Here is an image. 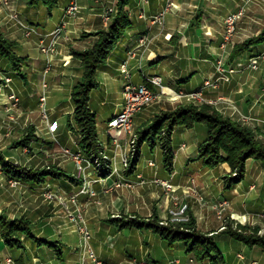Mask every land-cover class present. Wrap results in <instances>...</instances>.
<instances>
[{"label":"crops","instance_id":"0c3cea01","mask_svg":"<svg viewBox=\"0 0 264 264\" xmlns=\"http://www.w3.org/2000/svg\"><path fill=\"white\" fill-rule=\"evenodd\" d=\"M7 1L8 6L0 5V31L13 43L12 51L25 59V63L17 71L8 59L0 58V153L6 161L25 169H42L53 163L73 177L76 174L74 163L68 156L59 154L62 148L75 151L71 127L73 108L67 103L58 107L53 116L45 110L48 117L45 120L39 99L43 93L46 96L47 89L54 87L58 92H70L67 101L72 103L74 82L83 74V67L73 57V51L93 46L96 36L84 33L104 30L103 12L110 6L116 7L119 0H75L79 13L66 19L65 10L71 0H56L53 7L42 4L29 6L26 0ZM125 1L131 25L106 62L98 67L97 86L89 98V106L95 115V103L98 111L102 112L103 118L97 123L103 140L107 142V122L122 109V89L126 82L143 84L152 91H158L150 78L159 77L163 86L175 92L198 90L212 74L213 63L221 51L225 17L243 5L246 11L257 6L253 0H245L248 2L241 6L239 3L244 0ZM167 1L172 3V7L165 14L163 24H153L152 18L163 10ZM263 8L264 0L260 9ZM28 28L34 30L30 36H26ZM141 39L145 41L143 46L140 45ZM241 42L243 39L238 43ZM42 47L52 48L53 60H49L50 53L42 52ZM130 51H134L133 57H129ZM263 51L264 43L250 47L237 58L247 61ZM12 94L16 102L10 99ZM206 96L208 99L221 96L228 100L231 106L222 110L226 115L232 114L234 107L238 114L250 115L260 123L264 119V66L254 73L246 70L234 75L230 84L207 92ZM59 115L66 117L65 123H60ZM53 121H57L58 127L52 134L48 126ZM28 128L33 129L34 138L26 147L15 146ZM196 128L197 125L191 129L175 128L172 141L177 130H180V135L186 136ZM260 130L257 129L259 135L262 133ZM200 142H193L196 145L194 152L182 155L185 162L182 168L176 167L175 157L173 175L162 170V166H159V173L154 174L149 161L159 164L162 159L147 147L148 156H144L139 168L125 174V180L137 183L141 176L148 181L157 176L181 187L189 178L196 176L207 203L205 207L197 203L191 207L201 229L209 231L215 227L217 223L210 204L222 201L230 204L229 214L261 225L264 217V168L260 161L249 159L244 178L225 190L222 182L224 173L228 172L225 165L211 169L201 161H192ZM53 151H58V155L51 161L55 156ZM89 174L95 198L80 193L81 179L78 181L75 178L78 182L51 176L41 184L18 181L17 187H11L0 165V216L7 220H29L33 237L43 241L21 236L23 248L16 251L7 247L0 236V264H79L82 256V247H79L82 238L78 232L81 219L91 232V246L97 257L110 264H124L129 258H144L152 264H168L170 260L178 259L181 264H188V256L181 243L169 246L151 232L119 229L107 223L106 220L116 212L135 210L133 200L136 196L132 199L128 192L120 194L117 190H109L114 179L117 180L116 176L93 182L98 179L93 172ZM47 192L52 193L54 198L47 199ZM178 195H182V190ZM69 212L72 215L69 216ZM133 239L135 241L132 242ZM131 242L133 250L127 252ZM214 243L223 257V264H259L253 255L257 254L254 250L259 247L251 248L223 235L214 236ZM14 251L17 256H14Z\"/></svg>","mask_w":264,"mask_h":264},{"label":"trees","instance_id":"16d2710c","mask_svg":"<svg viewBox=\"0 0 264 264\" xmlns=\"http://www.w3.org/2000/svg\"><path fill=\"white\" fill-rule=\"evenodd\" d=\"M29 6L46 5L53 7L56 0H26ZM131 25L128 3L119 0L116 4V13L112 17L106 30H99L87 34L97 36L95 44L83 51H73V57L80 61L83 74L76 82L71 92L74 104L73 120L74 126L79 134V145L87 154H97L99 150L96 133V115L89 106L91 91L97 86L96 72L98 67L105 63L109 55L119 43L125 32ZM264 43V31L259 35L246 39L233 49L231 58H234L253 46ZM13 43L7 40L0 31V58L8 59L15 70H20L25 59L18 57L12 51ZM197 124H203L207 128V137L199 146L198 157L203 159L204 164L214 168L221 163H228L236 173L226 178L227 188L239 183L245 175V164L248 159L262 162L264 167V145L258 142L251 131L239 123L223 117L213 107L203 105H180L169 112H162L153 117L149 123H145L136 132V146L139 150L144 144L150 148L161 144L163 148L164 163L167 168L172 167L173 149L170 134L175 127L183 126L191 128ZM165 134H162V131ZM34 138L33 129L28 128L20 141L15 146L26 147ZM136 158L130 162V168L135 165ZM0 165L3 173L9 179H16L23 183H44L48 177L69 178L73 177L49 166L42 169H25L5 160L0 153ZM107 223L119 229L137 228L148 230L169 245L177 243L184 244L186 255H194L198 262L209 261L211 264H222L223 257L217 250L211 237L194 232V224L187 225H160L157 219H142L139 217H112ZM31 222L24 218L18 220H7L0 216V236L4 244L11 249L23 248L21 236L33 238ZM191 230V231H190ZM222 234L248 246H260L264 251V237L257 234V228L239 226V229L227 227ZM37 242L42 240L35 239ZM190 240V241H188ZM188 241V242H187Z\"/></svg>","mask_w":264,"mask_h":264},{"label":"rangeland","instance_id":"374dc122","mask_svg":"<svg viewBox=\"0 0 264 264\" xmlns=\"http://www.w3.org/2000/svg\"><path fill=\"white\" fill-rule=\"evenodd\" d=\"M245 2H246L245 0L240 1L239 6H241V4H243ZM253 2L256 3L257 6H253L252 7L253 9L250 8L249 10L247 9V11L245 10L244 16L238 21V23L236 25L235 33H234L230 43H228L226 45V47L220 48L221 51H219V56L217 59H222L226 68H232L241 62L246 63V61H242V60L237 58L241 54L234 57V58H231L234 47L236 45H239L242 43V42L238 43L239 41H241V39H243V42H244L246 39L257 36L262 31H264V8L260 9L262 0H253ZM248 7H249V5H248ZM114 8H115V12L113 13L112 17L116 13V7H114ZM109 24H110V22L106 23L104 30L107 29ZM224 28H225V24H224ZM258 30H259V32H258ZM92 33H95V32H92ZM84 34L87 35L86 33H84ZM96 38H97V36H96ZM97 39H96V41H97ZM220 47H221V45H220ZM87 49H89V48H87ZM215 62L216 61H214V63H213L214 69H213L212 74H209L208 77L203 81V83L206 80H208L210 78H214V76H216ZM263 66H264V61H260L258 70L260 68H262ZM246 70L250 71L252 73L258 71V70L252 71V70H248V69H241V70H237V72L234 74H229V81L228 82L221 83L216 88H210V89H206L204 91V93H203L204 100L194 99V98L189 97V96H185L182 98H173L172 96H170L168 94H164V93L158 94L157 93L158 95L153 100V102L151 104L143 107L132 118L131 125L127 131H118L116 129H111L108 126V122H109L108 121L107 122V126L109 129L108 142L103 140V133L101 131L100 125H98V123H97V120H99L101 122L103 117L101 114L102 112L98 111L99 109L97 108V106L95 105L96 103H95L93 105V107L97 113V116H96V133H97L98 146H99L98 147L99 148L98 153L95 155L94 154H87L79 145V142H78L79 134H78L77 130L75 129L74 120H73L74 104H73V102L71 103V102L67 101L68 100V94L70 92H68V91L58 92L54 87L53 88L50 87L46 91V103H45L44 109L46 110V112L48 113L49 116H51V115L53 116V114L55 113V111L58 107L63 106L67 103L70 105V107L73 108L72 122H71L72 126L71 127L73 130V137H74L73 142H74V146H75V151H71V152L79 153L82 157H84L85 161H83L82 165L85 166V171L81 175L78 174L77 165L75 164V161L69 155L64 153L65 148H62L59 151V154L68 156L71 159V161L74 163L75 169H76V174H75V176H73V178L77 179L78 181H79V179H81V183H82L81 188L83 187V185L85 184L86 181H89L91 179V176H89L90 175L89 172H93L95 174V178L97 177L98 181L104 180L107 177H115L116 176L118 180L114 179L113 183H117L120 180L123 182H125V181L128 182V180H123L126 178L125 174L132 173L133 171H135V169L137 167L139 168L145 159L144 156H148V154H149L148 150H147V147H149V146L147 144L142 145L139 150L137 149V146H136V139H137L136 132H137V130L139 128H141L143 124L149 123V121H151L155 115L160 114L162 112L172 111L180 105H194L197 107H200L203 105L211 106L217 112H219L223 117L229 118L230 120L235 121V122L239 123L240 125H242L243 127L249 129L251 131V133L254 135L255 139L264 145V136H263L264 135V128H263V123H262V121L264 119H262L259 123V121L255 120V118L250 116V115L238 114V111L234 107H233L232 114H230L228 116L222 111L224 107L231 106V104L228 102V100H226L224 97H221V96H218L215 99H208L206 96L207 92L209 93V92L219 90L220 88H222V86L230 84L231 79L234 75L242 73L243 71H246ZM67 77H68V75H67ZM75 84H76V81L74 82L73 86H75ZM122 91H123V89H122ZM66 92H68V93H66ZM185 93H189V92H185ZM219 98L221 100L217 101ZM71 101H72V98H71ZM224 105H226V106H224ZM105 110L107 111L108 109H105ZM236 113L238 114V116H235ZM138 115L142 116V118H138L139 117ZM144 117H145V119L143 121H141V123H139L138 121L142 120ZM65 118L66 117L61 116V115L58 116V120L60 121L61 124L65 123V121H66ZM136 123H137V125H136ZM178 127L182 128V129H191L194 126L191 128H185L183 126H178ZM178 127H175V128H178ZM257 129H259V130L261 129L260 131L262 133L260 135H259V131H257ZM179 131L180 130H177L175 132V134H173L172 167L167 168L165 166L164 157H163L164 151H163L161 144H157L151 148L149 147L150 150L154 151V154L158 155V158L160 157L162 159V160H159V164L157 162H154V161H149V163H148L151 167H153L155 175H157L156 173H159V170H160L159 166H160V168L162 166V170H164L169 175H173L175 157H176V167L178 169L182 168L184 166V163H185L182 155L185 154V152H189V151L194 152L195 151L196 145L195 144L193 145L194 141L195 142L201 141V142L197 146L196 156L194 157V159L192 161H194V160L201 161V163L205 167H207L204 164L203 159L198 157L199 146L206 139L205 137H206V133H207V128L203 124H197V128L195 130L189 132V134L186 136L180 135ZM162 134H165L164 130L162 131ZM261 135L263 136V138ZM170 137L172 140V134H170ZM187 146H188V149H186ZM143 147H145V148L143 149ZM177 148L180 149V151L176 154V152L178 150ZM142 149H143V153L141 151ZM184 149H186V151H184ZM25 150H28V148H25ZM181 150H183V151H181ZM57 153H58V151H53L52 154H54L55 156H53L51 158V161L54 160V157H56L58 155ZM133 158H136L135 165L133 166V168H130V162ZM251 159H253V158H251ZM247 161H246V163H247ZM260 163L262 164L261 161H260ZM115 164H116V167L118 169L117 172H118L119 176L116 174H111V172H112L110 170L111 166H112V168H114ZM222 165H225L226 168L228 169V172L224 173V176L222 177L223 187L225 190H229L230 188H227V186H226V181H227L226 178L229 177L230 175L235 176L236 173L231 169L229 164L226 162L221 163L214 168H217V167L222 166ZM49 166L56 167L55 164L49 163L47 166H45V168L49 167ZM207 168H209V167H207ZM56 169L67 174L65 171L61 170L58 167H56ZM211 169H213V168H211ZM245 170H246V164H245ZM65 179H69V178H65ZM8 180L10 181L12 179H8ZM14 180H16V179H14ZM70 180L71 179H69V181ZM71 181H73V180H71ZM162 181H168L172 185L173 189L171 191L167 190L162 185ZM236 184H234V185H236ZM17 185L14 187H17ZM11 187H13V186H11ZM89 190L93 191L91 189V183H90ZM109 190H117L118 193H120V194H121V192H124V193L128 192V193H130V195H132L131 196L132 199H133V196H136V200H133L134 201L133 208L135 210L129 211L126 213H125L126 210H124L122 213L116 212V214L111 215L109 218L119 217V216H124V217L127 216V217H139V218H142L145 220L157 219L158 223L160 225H169V224L187 225V224L192 222L194 224V229H195L194 232H198V233L203 234L207 237H211L213 242H214V236H216V235H223V236H227V237L233 239L232 237H230L228 235L222 234V231H224L227 227H231L232 229H239V226L249 227L251 229L257 228V234L259 236L264 237V217L262 219L263 223L261 225H256V224H253L252 222H248V221H242L239 217H236L235 215L228 213V209H229L230 204L227 201L216 202V203L210 204L211 209L214 211V216H215L217 224H215V227H213L209 231L201 229L198 225L197 217L195 216L194 212L191 211V207L195 203H197L200 207H205L207 203H206L205 198L202 194V191L199 188L196 176L189 178L187 180V182L181 187L173 185L170 180L159 179L157 176H154L151 179V181H148L141 176V178L138 180V182L134 183L131 187L126 186V185H121L120 187H116L112 184L110 186ZM180 190H182V195H178ZM93 192L95 193V191H93ZM80 193H81V189H80ZM87 194H89L90 196L93 197V195H91L90 192H87ZM125 194H127V193H125ZM95 197H93V198H95ZM95 204H98V201H95ZM68 214H69V216L72 215V213H70V212ZM81 225H85L87 227V223L84 222L83 219H81L80 226ZM79 227H78V232H79ZM125 229H128V228H125ZM130 230L150 232L148 230H140L137 228H130ZM88 231L90 234L89 244L91 246L92 235H91V232L89 229H88ZM81 238H82V236H81ZM143 239L147 241L146 238H143ZM233 240H235V239H233ZM131 241L133 242L135 240L133 239ZM188 241H190V240H188ZM235 241H237V240H235ZM132 242H131V245L128 248H126L127 252L133 250ZM82 243L81 242L79 243L80 244L79 247H82ZM240 243H242V242H240ZM182 245L184 247V244H182ZM169 246H172V245H169ZM246 246H248V245H246ZM92 247L93 246H91V249H92V251H94ZM248 247H251V246H248ZM252 247H259V248H255L256 250H254L257 252V254L253 253V255L256 258V260L259 262V264H264V251L262 250V248L260 246H257V245L252 246ZM17 250L18 249H16V251ZM16 251L13 252L14 256H17ZM84 253L85 252H84L83 247H82L81 259L84 255ZM94 253H95V251H94ZM150 254H151V252H150ZM94 255L97 256L96 253ZM186 256H188V259H187L188 264L203 263V262H198L196 260V257L192 254L186 255ZM155 257H156V255H154V258ZM238 258L241 259L242 256L239 255ZM175 260H178V259H172L168 262V264H171V262H173ZM85 262L88 264L92 263L91 259H89L87 254L85 256ZM204 262L211 264L209 261H204ZM124 264H152V263L149 260L144 259V258L143 259L129 258Z\"/></svg>","mask_w":264,"mask_h":264},{"label":"built area","instance_id":"2783aa9c","mask_svg":"<svg viewBox=\"0 0 264 264\" xmlns=\"http://www.w3.org/2000/svg\"><path fill=\"white\" fill-rule=\"evenodd\" d=\"M143 3H147V0H141ZM248 2V1H246ZM0 5L8 6L7 0H0ZM172 3L170 1H167L165 7L162 11H160L157 15H155L152 18L153 24L162 25L164 22L165 14L171 9ZM79 12V6L77 5L75 0H71L69 5L67 6L65 10L64 18H70V17H76ZM115 12V8L113 6H110L105 9L102 15L103 22L106 24L110 22L113 13ZM245 13V5L241 6L238 11L231 13L225 17L224 24H225V31L223 36V42L221 43V48L226 47L228 43H230L236 29V25L238 21L244 16ZM16 18V15L14 16ZM34 33V30L31 28L26 29V36H30ZM145 44L144 39L140 40V45L143 46ZM42 52L50 53L49 54V60H53L54 54L51 47H42ZM129 57H133L134 51H130ZM260 61H264V52L259 53L257 55H254L250 57L246 63L241 62L238 63L236 66L232 68H226L222 59H217L215 62V69H216V76L214 78H210L206 80L201 88H199L196 91L190 92V93H184L183 91L175 92L174 90H170L167 87L163 86L161 83V79L159 77H151L150 80L154 86L158 88V91H152L147 86L140 84L136 85L131 82H127L122 91V97H123V106L121 111L113 116L109 122L108 126L111 129H116L118 131H127L131 125L132 118L146 105H149L153 102V100L157 97L158 94H168L172 96L173 98H182L185 96L192 97L194 99L204 100L203 93L206 89L210 88H216L219 84L228 82L229 81V74H234L237 72V70L241 69H248L252 71H256L259 68ZM43 87H46V85H43ZM158 93V94H157ZM10 99H13L15 102L17 101L16 97L12 94L10 95ZM46 96L45 93H43L40 96L39 103L40 107L42 109V116L45 120L48 119L47 113L45 112L44 105H45ZM221 100L220 98L217 100ZM263 128H264V120L262 121ZM58 127L57 121H53L49 123L48 129L50 133H55ZM115 141V140H114ZM64 153L69 155L77 165L78 174L81 175L85 171V166L82 165L84 160V157H82L79 153L71 152L68 149L64 150ZM111 174L118 175V169L116 167V164L114 165V168L111 166ZM119 176V175H118ZM118 180V179H117ZM125 180V179H123ZM98 180H95L93 182H96ZM92 181H86L83 187L81 188V193H87L90 192L91 195H94V192L89 190L90 183ZM9 184L11 186H16L18 184V181L12 179L9 181ZM134 183L128 181H118L117 183H113L114 186L120 187L121 185H126L131 187ZM162 185L169 191L173 189L172 185L168 181H162ZM45 197L47 199H53L54 195L52 193H45ZM79 233L82 236V247L84 250V255L80 261L79 264H88L85 262V256L88 255L89 259H91V264H109L106 261H103L101 259H98L97 256H95L94 251H92L91 246L89 244L90 240V234L88 231V228L85 225H81L79 227ZM171 264H181L178 260H175L171 262Z\"/></svg>","mask_w":264,"mask_h":264}]
</instances>
